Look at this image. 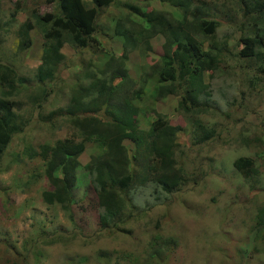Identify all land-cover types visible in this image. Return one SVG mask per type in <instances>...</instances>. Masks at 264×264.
Returning a JSON list of instances; mask_svg holds the SVG:
<instances>
[{
    "label": "rangeland",
    "instance_id": "obj_1",
    "mask_svg": "<svg viewBox=\"0 0 264 264\" xmlns=\"http://www.w3.org/2000/svg\"><path fill=\"white\" fill-rule=\"evenodd\" d=\"M83 1L91 5L90 0ZM206 1L210 6L224 2L223 9L228 12L216 35L224 45V63L204 75L208 96L203 100L210 109L196 115L207 129L214 130V136L196 145L194 124L188 114L179 111V97L156 99L143 94L139 127L146 131L144 117L153 120L158 113L180 129L175 161L187 174L188 182L170 195L158 196L153 185L135 187L122 202L124 223L116 229H102L98 221L102 210L95 207V202H86V212L73 210L74 222L58 205L45 204L41 194L52 186L40 176L42 161L30 160L23 153L26 147L37 150L39 145H53L64 138L79 140L65 119L52 125L42 117L65 105L71 91L67 85H73L67 77L72 79L87 62L97 67V55L91 49L81 52L65 43L61 50L65 62L59 77L65 78L66 85H53L56 87L44 101L36 88L35 75L46 40L32 15L56 14L57 3L0 0V64L12 66L24 78V86L12 98L20 106L17 115L22 132L13 135L0 167V264H264V232L254 227L257 210L264 205V73H259V68L264 69V59L260 62L236 55L243 49L240 38L246 31L237 1ZM129 4L146 7L147 12H174L157 0H113L108 7H98L97 24L103 34L100 41L114 56H120L124 49L122 41L113 36L117 19L131 22L134 18L142 23L130 13ZM28 19L34 26L30 32L32 45L20 51L18 30ZM162 44L163 37L157 35L129 52L124 63L128 76L137 82L139 69L148 75L150 68H160ZM47 84L43 83L45 89ZM149 87L150 83L146 91ZM124 144L133 148L129 141ZM93 154L95 146L88 143L78 160L86 165ZM239 157L254 160L258 173L251 180H244L234 169L232 163ZM32 172L37 182L24 186V176ZM82 190L76 192L77 201ZM156 236L161 246L153 250L149 246ZM165 242L175 243L173 254L164 263L151 262L148 256L161 248L162 255Z\"/></svg>",
    "mask_w": 264,
    "mask_h": 264
},
{
    "label": "trees",
    "instance_id": "obj_2",
    "mask_svg": "<svg viewBox=\"0 0 264 264\" xmlns=\"http://www.w3.org/2000/svg\"><path fill=\"white\" fill-rule=\"evenodd\" d=\"M48 1L57 3L58 13L32 15L35 26L46 40L35 75L40 98L47 101L56 83L66 85L65 78L59 77L65 62L61 52L65 43L81 52L91 49L97 55L99 65L95 67L93 62H87L72 79L68 76L67 82L73 85H67L71 91L65 105L42 117L52 125L58 119H65L79 140L64 138L53 145H39L37 150L26 147L23 153L30 160L42 161L40 176L52 186L51 190L41 194L45 204L58 205L74 222L73 210L86 212V202L88 205L95 202V207L102 210L99 226L103 229L109 224L117 226L124 223L122 202L128 200L135 187L153 185L158 189V196L160 193L170 195L188 182L187 174L175 161L180 129L171 126L167 117L158 113L153 120L144 117L148 122L146 131L139 127L143 94L156 99L179 97V111L188 114L194 124L195 144L212 140L214 130L207 129L196 115L210 109L203 100L208 96L204 75L217 71L224 63V45L216 40V35L228 12L223 9L224 2L210 6L206 0L198 1L196 5L194 1L197 0H157L160 5L174 9L171 13L147 12L146 7L129 4L130 13L139 17L142 23L134 18H130L131 22L122 17L117 19L113 36L122 41L124 49L120 56H114L100 41L103 34L97 24V8L108 7L113 0H90L91 5L83 0ZM141 1L148 3L151 0ZM236 1L242 14L241 25L246 28L240 38L243 49L236 55L261 62L264 59V0ZM228 20H232V16ZM33 29L28 19L18 30L20 51L32 45L30 32ZM157 35L164 40L160 68H150L148 75L139 69L136 82L124 68L128 54L138 49L141 42L147 44L148 39ZM88 66L96 69L88 70ZM259 73L263 74L264 69L259 68ZM45 82L48 89L43 86ZM149 83L151 87L146 91ZM23 84L24 78L19 77L12 66L0 64V167L13 135L22 132L17 115L20 106L12 98L18 96ZM37 107H41V103ZM125 141L132 143L133 148L126 146ZM88 143L95 146V154L89 163L82 165L78 159ZM232 165L247 181L258 173L254 160L249 157H239ZM36 179L35 172L26 174L23 185L33 186ZM81 188L77 201L76 192ZM254 227L264 232V205L257 210ZM158 244L161 246V241L156 236L149 247L154 250ZM164 246L162 255L161 248L159 253L148 256L151 262L164 263L173 254L175 243L165 242Z\"/></svg>",
    "mask_w": 264,
    "mask_h": 264
},
{
    "label": "clouds",
    "instance_id": "obj_3",
    "mask_svg": "<svg viewBox=\"0 0 264 264\" xmlns=\"http://www.w3.org/2000/svg\"><path fill=\"white\" fill-rule=\"evenodd\" d=\"M123 224V223H122ZM122 224H118L119 225V227H120V225H122ZM101 227V226H100ZM118 226H116L115 224H109V226H107V227H105L106 229H109V228H114V229H116V228H119ZM103 229V228H102Z\"/></svg>",
    "mask_w": 264,
    "mask_h": 264
}]
</instances>
